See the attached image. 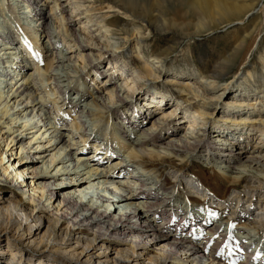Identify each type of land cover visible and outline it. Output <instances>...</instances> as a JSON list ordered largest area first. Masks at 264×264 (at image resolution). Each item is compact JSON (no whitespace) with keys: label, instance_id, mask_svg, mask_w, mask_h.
I'll return each mask as SVG.
<instances>
[{"label":"rangeland","instance_id":"1","mask_svg":"<svg viewBox=\"0 0 264 264\" xmlns=\"http://www.w3.org/2000/svg\"><path fill=\"white\" fill-rule=\"evenodd\" d=\"M59 1L64 5V12L59 10L61 7H55L54 0H41V5H44V11L50 16L48 23H52V28L57 34V41L74 45L77 44L75 42L76 38L83 46L92 50V54L95 55L94 61H84L80 67L78 66L80 71L82 70V82L84 85L83 83L79 84L81 81H78L79 83L76 84V87L82 90L86 84V89L88 88L90 91H97L98 89V93L95 92V95H102L107 99V103H116L115 94H119L123 100H126L124 103H128V106L123 105V103L121 104L122 106L116 104L118 106L115 112L117 119L115 120L128 119V117L130 119L132 116L127 113L131 112L135 116L137 112L138 116L135 117L147 122H144L141 126H138V123L133 124V130L138 131L137 135L152 128L155 125L154 123L158 124L164 116L163 112L170 109L174 110L176 115H174L173 119L175 121L172 119L173 122L171 120L169 124L170 128H173L172 130L176 129V133L166 134L160 145L161 143L164 146L168 143H173V141L176 142L182 139L189 141L192 138H196V141L203 140L202 143H206L210 146V149L204 150L205 148L201 149V146H199L195 151H192L193 156L190 157L192 162L183 167L187 172L178 171L182 167L178 158L167 162L168 164L163 163L160 169L164 177L171 181H175L178 178L180 183H182L181 179L184 177L183 189L187 188V186L184 187L185 177L186 179L190 178L187 174L190 172H198L199 174L201 172L207 178L205 182L209 184L208 190L202 189L201 191H206L207 193L204 194L207 197L212 195L215 197L212 196L213 201L209 200L208 204H213L214 206L215 203L217 207L224 209L222 213L231 220H234L233 216L236 213L240 211L247 213L246 210L250 211V214L255 217L252 218L247 213L253 221L262 219L264 217V208L262 209L260 204L254 203L259 200V195L257 194H260V190L249 191L247 186L260 185L263 189L264 177L259 175V172L258 174L248 172L239 181L238 190L235 187L230 188L229 182L231 183V180L227 181V178L222 176L219 171L218 166L222 165L223 162H216V160L212 159H217L213 157V152L225 150L227 146L233 152L239 146L241 147L242 160L237 165L252 163L247 161L248 158L264 157V87L257 89L252 83L244 79L247 72L253 70L258 73L256 76L261 78L262 75V78H264V67L259 59L262 52H264V0H256V5L251 11L238 9L241 12L234 13V17L227 18V13H225L220 19H216L212 23H210L209 19L212 11L215 8L223 7L222 3L224 1L231 3L233 6H243L249 5L250 0H206L201 3L195 0H84L82 5L77 4L74 0ZM107 4L120 6L125 10L123 12L125 14L133 13V19H122L124 18L123 15L116 13L110 16L120 15L122 18L116 19V17H113L108 24L101 23L104 13L96 9L100 5ZM28 5V3L20 0H0V50L4 51L2 53L3 56H0V91L3 89H6L5 92L9 91L15 81L21 84L25 79L30 78L31 75L38 77V70L44 67V65H41V61L38 62V57L35 56V53H40V51L33 47V42L35 41L31 40L39 37L37 30L43 27L45 20L40 16L33 18L31 14L33 9ZM58 11L62 13L60 14ZM62 14L63 16L66 15V22L64 23L69 25H65L66 28L70 29L67 34L65 33V26L61 22ZM201 17L208 18V22L205 25V29L197 31L196 26L200 22ZM149 24L152 28H148L147 25ZM108 25L116 32L108 33L105 30ZM136 25L142 26L144 32L150 34L149 38L144 41H138L137 39L127 41V37L121 29L133 30ZM12 38L20 39L22 42L16 45L9 43L10 40L13 42ZM6 44L11 48L6 49ZM36 44L37 46L39 45V49L42 51L40 55L43 54L44 59H49L53 53L55 54V51H51L50 39L43 37ZM66 52L70 53L71 51ZM152 55L161 56L165 60L163 66H158L156 62H153V58L150 57ZM68 58L73 63L77 62V65H79V61H83L82 56L76 52L68 54ZM18 64H23V67L27 66L29 68H19ZM10 69L12 71L18 70L21 73H19L18 77L13 78V76L9 75ZM123 73H125L124 78L121 77ZM199 73L205 75L203 80L200 78ZM20 78L22 79L20 80ZM40 82L44 85L43 79ZM45 82H47V85L44 88L42 85H39V87L36 85L35 88L38 87L39 96H44L48 100L49 94H51L49 101L56 97L57 103L55 105L54 103L51 104V102L48 103L50 104L49 110L53 118L48 115L47 112L49 111H47L46 107L44 111L36 109V111L32 112H22L18 125L12 123L14 132L13 129L7 131L5 126L0 125V198L4 201L13 197V192L17 193L15 191H18V198L28 196V193H23V190L30 193L38 191L36 192L38 195L41 192L40 188L33 190L32 185H29L32 182L31 178H33L32 170L29 166H26L29 170L27 171L26 169L24 175H17L19 161L27 160V158H23L25 155H30L28 158L36 161L42 167L48 164L50 166L49 171H53V173H57L59 168L61 170L63 167L62 164L58 165L56 161L52 162L55 155L56 157L61 155V153H57L58 151H53L51 147L56 142L52 138V133H50L52 129L47 130L49 126L46 128L43 122L36 127L26 125L28 124L27 122L41 120V118L48 116L51 118L50 120L54 127H60V130L66 129V142H70L72 145L77 143V146L86 151L84 153L85 158L104 156L102 152L105 147V144L102 143L103 140H101L102 142L93 141L88 137L87 140L83 141V138H81L82 134L76 130V132H72L74 130V120L71 116H76V121L80 122L77 117L82 118L80 116L82 114L79 111H75L73 107L68 106L67 101L61 98L60 93H54L53 87L49 85L51 80ZM182 86H186L188 90V95L184 96L187 100L186 102L178 97L179 88ZM5 92L3 93L4 95ZM70 94L75 95L76 92L73 91ZM162 98H170L172 100L168 109H161L162 105H164ZM86 99H92L90 94H88ZM15 100H20V97L13 98L12 103ZM251 100L254 101V105H239L242 102H250ZM140 101H144L145 107L149 102L156 105L152 108H145L141 104L143 106L141 107L143 109H141L138 107ZM4 103L1 104L0 108L4 107ZM21 106L19 108H23L25 104ZM44 113L47 115H44ZM224 116L229 120L226 122L228 126L224 123ZM242 119L257 120V127L248 126L240 121ZM157 124L153 126L154 130L157 129ZM23 125L26 126L24 127ZM85 126L86 124H84V128ZM222 128H227L228 136L220 135L218 131ZM205 129H209V133L205 132ZM83 130L85 129L82 127ZM190 133H193L192 137L189 136L191 135ZM16 136L18 138H14ZM11 138H14L15 141L10 142ZM51 139L54 141L50 145ZM22 141L24 142V149L21 145ZM99 143L104 145L103 148H99L101 146ZM239 143L241 145H238ZM67 150L69 152L71 148L67 147ZM105 150L110 153L115 151V149L113 151V148L111 151ZM187 153L188 150L183 151L179 154V157L188 159ZM80 156L79 153H74L72 158L76 162L70 159L67 166L73 168L78 165V160H81ZM116 160H121L118 155H115L111 160L106 159L107 163L105 162L104 165L99 167L100 171L108 172L111 170L113 166L111 162ZM260 162L262 165H259L257 169L264 174V160L260 158ZM171 165L175 168H172ZM223 165L227 166L228 163ZM7 166L10 167L5 173L3 170ZM222 169L227 175H242L241 172L231 173L225 168ZM132 171H136L135 167L132 168ZM79 177V175L75 177L74 175H60L57 178L55 177L52 183L54 185H71L74 182H79L81 180ZM122 178H124L123 180H129V178L127 179L123 176ZM209 179L214 181L208 182ZM95 180L94 184L96 186L91 189L90 195L87 196L86 193L81 195L87 196L84 198L86 203H98L101 206L102 203L98 199V192H103L108 197H111L112 194L106 188H98V185L104 180L99 178ZM119 180V178L116 179V182H113L114 184L109 183L110 187L113 188L112 190L116 189L120 195H127L129 193L127 187L129 186H126L127 183L117 182ZM130 180L132 179L130 178ZM131 183L134 184V182ZM36 185H33V187ZM187 189L193 190V188L189 187ZM195 192H197V189ZM176 193L178 191H175V195ZM197 193L199 194V192ZM243 195L246 197H243ZM46 197L44 195L41 199L40 209L43 208V204L51 208L52 213H42V215H45L46 220L49 221L50 218L53 220L54 216L52 217V214L56 213L55 209L59 206V202L57 200L53 201V199L47 200ZM77 197L79 199L80 194ZM236 202L240 204L239 207ZM124 205H117L116 215L123 213ZM137 206H139V203ZM234 207H237V210L233 209ZM33 209L36 210V207H33ZM259 216L263 217L258 218ZM164 220L160 221L165 222ZM262 221L264 220L262 219ZM196 229L198 230V228ZM169 233L175 234L176 231L171 230ZM30 237L23 243L15 232L0 231V253L2 251L9 252L8 254H1L0 258L2 257L4 261L10 262L12 251H15V253L21 251V258H16L13 264H75L69 261L72 257L71 248L66 247V245H61V247L51 246L46 241L43 244L44 246L41 247L39 245V237ZM245 241L246 239L241 240V244H245L249 240ZM249 244V247H251L252 241ZM258 247L261 246L258 245ZM116 249L118 247H115ZM242 261L243 257L240 258L238 263ZM95 264L98 263L96 262Z\"/></svg>","mask_w":264,"mask_h":264},{"label":"bare ground","instance_id":"2","mask_svg":"<svg viewBox=\"0 0 264 264\" xmlns=\"http://www.w3.org/2000/svg\"><path fill=\"white\" fill-rule=\"evenodd\" d=\"M20 1L28 3V6L32 7L33 11H31V14L33 18L40 16L45 20L43 27L38 28L37 30L39 37L37 39L32 38L33 40H31L35 41L33 42V47L41 53L42 51L36 43L43 37H46L47 39H50L51 51H55V54L53 53L49 59H44L43 54L40 55V53H35V51H33L36 54L35 56L39 59L38 62L41 61V65H44L43 68L38 70V77L40 78L38 79V77L31 75L30 78L27 80L25 79L21 84H18V81H15L14 84L11 85L9 91L7 90V92H5L6 89L0 91V106L5 102L4 107L0 108V125L5 126L7 131H10L14 128L12 123L18 125L17 123L20 115L23 114L22 112H32L36 111V109H38V111H44L46 107L47 111H49L46 112L52 117L51 111L49 110L50 104L48 103L51 102V104L54 103L55 105L57 103L56 97H53V100L49 101L51 94H49L50 96L48 100L44 96H39L40 94L37 91L39 90V85H42L44 88V86L47 85V82L45 81L51 80L49 85L53 87L54 93H60L61 98H64L63 100L67 101L68 106L73 107L75 111H79V113L82 114L80 115L82 118L77 117L80 122L76 121V116H71L74 120V130L72 132L78 131L82 134L81 138H83V141L87 140L88 137L93 141L103 140V142H101L105 144V147L103 148L104 145H102V143H99L101 146L97 145L99 148H103L102 152L104 156L85 158L84 153L86 151L77 146V143H73L72 145V143L70 144V142H66V129L60 130V127H54L50 117L45 116L46 118H41V120L27 122L28 124L26 125H33L34 127L43 122L46 128L49 126L47 130L52 129V132L50 133H52V138H54L56 142L54 145L52 144L51 147L53 151L61 153L58 157L55 155L52 162L56 161V163L58 162V165L62 164L63 167L61 170L59 168L57 173H53V171H49L50 166H48V164L42 167L38 165L36 161L32 159L30 160L28 158L30 155H25L23 157L25 159L27 158L26 161H19L17 175H24L26 169L27 171L29 170L26 166H29L32 170L31 174L33 175V178H31L32 182L29 185H32L33 190L40 188L41 192L38 195V193H36L38 191L30 193L29 191L26 192L23 190V193H28V196L18 198V191H15L17 193L15 194L13 192V197L7 200L5 199V201L0 198V231H9V233L15 232L23 243L28 240L29 236H31L30 238L37 236L39 237V245L41 247L44 246L43 244L45 241L51 246L61 247V245H66V247L71 248L72 252V257L69 261L74 262L75 264H95L96 262L98 264H259L260 261H258L257 257L252 258V253L255 250L253 251L251 249V252H248L250 249V242L241 244V240H250L254 246H261L259 248L262 249L261 253L264 255L263 216L258 217H263L259 221H253L252 218L255 217L250 214V211L246 210L252 218L243 211H240L239 213L235 212L236 214L233 216L234 220L225 217L222 213L224 212V209L219 208V206L217 207L215 203L214 206L213 204H208L209 200L213 201L212 196L214 197V195L207 197V195L204 194L207 193L204 190L209 189V184L205 182L207 181V178H205V175L201 172L199 174L198 172H190L187 175L190 176L189 179L191 180V184H194L189 185V188L196 190L194 180L199 179L205 187L201 193V196L203 197L202 201H199L197 198V196L200 195V193H197L199 192L198 189L196 193L193 190L187 189L188 187L182 189V183L184 180L181 179L182 183H180L176 177L177 179L175 181H171L161 173L160 166L163 163L173 161L175 158H178L182 165L178 171L182 173L187 172L183 167L184 165L186 167L192 162V159L190 158L193 156L192 151H195L199 146H201V149L205 148L204 150H208L210 149V146L206 143H202L203 140L196 141V138H192L189 141L183 139L176 142L173 141V143H168L164 146L161 143L160 145L161 140L166 134L176 133V129L172 130L173 128L171 129L169 124L173 118L170 121H167L174 115V110L171 109L163 112L164 116L158 124L154 123L155 125L153 126H156L157 124V129L154 130L152 126V128L147 129L145 132L143 131L140 135H137L136 133L138 131L133 130L132 128L133 124L135 125L138 123V126H141L145 122V120L135 117L138 116V114H136L137 112H134L135 116L132 115L131 112L127 113L129 116H132L130 119L129 117L126 119L121 115L125 119L115 120L117 119L115 117V112L118 106L116 104L121 105L123 103V105L128 106V103H124L126 100H123L119 94H115L116 103H107L105 97L102 95H95L98 93V89L97 91H90L88 88L86 89V84L85 88L82 90H79L76 87V84L80 81L79 84L83 83L82 70L80 71L78 66L80 67L84 61H94L95 55L92 54V50L83 46L76 38L75 42H77V44L74 45H71L70 43L66 44L61 41L58 42L56 39L57 34L52 28V23H48L50 16L44 11V5H41V0ZM54 1L55 7H61L59 10L64 12V5H62L59 0ZM74 1L80 5L84 2V0ZM195 1L201 3L206 0ZM222 5L223 7L215 8L212 11L211 16L209 17L210 23L216 19H220L225 13H227V18L234 17V13L241 12L238 11V9L251 11L256 5V0H250L249 5L243 6H233L227 1H224ZM96 10L104 13L103 21H101V23L104 24H108L113 17H116V19L122 18V16H120L121 14L124 17L122 19H133V13H126V15L123 13L125 10L118 5H100ZM59 13L61 14L62 12ZM116 13L120 15L110 16L111 14L113 15ZM63 14L61 16V22H63V25L65 26L66 24L64 22H66V15L63 16ZM207 22L208 18L201 17L200 22L196 26L197 31L205 29ZM66 26L65 33L67 34L70 29L66 28ZM147 26L148 28H152L150 24ZM105 30L108 33L116 32L115 30L113 31L109 25ZM121 31L126 35L127 41L130 39L144 41L150 36V34L144 32L142 26L137 25L133 30L122 28ZM12 41L13 42L10 40L9 43L14 45L22 42L20 39L18 40L15 38H12ZM243 41L245 40L243 39ZM8 45L6 49L11 48ZM66 51H71L70 53L76 52L82 56L83 61H79V65H77V62L73 63L71 59L68 58V54L70 53H67ZM150 57L153 58V62H156L158 66H163L165 60L161 56L152 55ZM259 59L264 67V52H262ZM17 66L20 68L24 65L18 64ZM23 68L29 67L25 66ZM10 70L12 73L14 72L13 75H11L12 73H9L13 78L18 77L19 73H21L18 70ZM124 74L125 73H123L121 77L124 78ZM257 74L258 73L253 70L247 72L245 77H243L245 81L252 83L257 89H261L264 87V78H262V75L261 78L256 76ZM199 76L202 80L205 78L203 73H199ZM21 79L22 78H20V80ZM41 79H43L44 85L41 84ZM8 85L10 86V84ZM36 85H38L37 88H35ZM73 91L76 92L75 95L70 94ZM4 92L5 95L3 94ZM10 93H12L11 96ZM88 94H90L92 98L91 100L86 99ZM186 95H188L186 86L180 87L178 97L186 102L187 100L184 97ZM18 97H20V100H15L12 103V99ZM156 98L158 99V97ZM162 100L164 105H162L161 109H168L172 100H170V98H162ZM143 103L144 101H140L138 107H143L141 104L145 107V104ZM23 104H25V106L19 108ZM254 104V101L251 100L250 102H242V104L239 105L244 106ZM114 106L116 107L114 108ZM44 115L47 114L44 113ZM162 120L167 122H163L162 124ZM223 120L228 126V123L226 122L229 120L225 116L223 117ZM240 121L246 123L248 126L250 125L252 128L257 127V120L242 119ZM84 124H86L85 128ZM26 125L23 126L25 127ZM82 127L85 130L82 131ZM227 128L219 129L218 132L220 135L228 136L229 133ZM205 132L209 133V129H205ZM190 134L191 135L189 136L192 137L193 133ZM14 138H18V136ZM14 138H11L10 142L15 141ZM52 141L54 140H50V145ZM21 145L24 149L25 146L23 141ZM238 145L241 144L239 143ZM158 146L160 147L158 148ZM58 147H60V149H58ZM67 147L69 149L71 148L69 152ZM112 148L113 151L115 149L112 153L105 150L107 149L111 151ZM220 149L222 148L220 147ZM240 149L241 147L239 146V148H236L235 152H233L228 149L227 146L225 150L213 152V157H216L217 159H212L214 161L216 160V162H223V164L228 163L227 166H224L223 164L219 165V171L222 176L227 178H225L227 181L231 180V183L229 182L230 185L228 184L230 188L235 187L237 190L239 189V181L248 172H254L256 174L259 172V175L264 177L262 171L257 169L259 165H262L260 158L264 160V157L257 156L255 159L248 158L247 161H251L252 163L245 165L242 163L237 165L242 160V152ZM187 150L188 153L186 156L188 159L179 157L180 153ZM74 153H79L81 155L79 157L81 160H78V165H75L72 168L71 166H67V163L70 159L76 162L75 159L72 158ZM64 154L65 156H63ZM11 155H13V153H11ZM115 155H118L121 160L111 162V165L113 166L108 172H101L99 167L105 164L106 159L111 160ZM232 163L234 164L232 165ZM171 166L172 168H175L173 165ZM9 167L10 166L4 167L3 171L6 173L9 170ZM134 167L136 171H132V168ZM222 168H225V170H228L231 173L241 172L242 175H227ZM202 171L204 172V170ZM60 175H74V177L79 175L81 180L79 182H74L71 185L55 184V186L52 183L53 179ZM122 176L127 179L129 178V180H123L124 178H122ZM98 178L104 180V182L98 185V188H106L112 194L111 197H108L103 194V192H98V199L102 203L101 206L98 203L88 204L84 199L90 195L91 189L95 188V179ZM118 178L120 180L117 182L127 183L126 186H129L127 187L129 189L127 195H120L117 193L116 189L112 190L113 188L110 187L109 183L116 182V179ZM130 178L133 181L130 180ZM213 181L214 180L209 179L208 182ZM131 182H134V184ZM33 185H36V188L33 187ZM185 186L186 185H184V187ZM199 187L203 188L201 186ZM247 188L249 191L260 190V194L256 193L259 195V200L254 203L258 205L260 204V207L262 206L263 209L264 188L262 189L260 185H251L247 186ZM175 191H178L176 195ZM83 193H86L87 196L81 195ZM79 194L80 198L78 199L77 196H79ZM44 195L47 196V200L53 199V201L57 200V202H59V206L55 209L56 213H54V215L52 214V217L54 216L53 220L50 218L49 221H47L45 215H42V213H52L51 208L46 207L44 204L43 208L40 209L42 204L41 199ZM244 196L245 195H243V197ZM138 203L139 206H137ZM236 204L239 207L240 204L237 202ZM117 205H124L122 209L123 213L120 215H116ZM33 207H36V210H34ZM233 209L237 210V207H234ZM211 213H214V215H211ZM162 219H165V222H161L160 220ZM232 224H235L234 228L231 227ZM199 225L203 226V228L200 227L201 229L198 228L197 230L195 227ZM44 229L45 232L43 233ZM171 230H175L176 233H169ZM9 245L8 247L10 248ZM115 247H118V249L115 250ZM5 253L8 254L9 252L2 251L0 256ZM21 253V251L16 253L15 251H12L10 262L4 261V258L1 257L0 264H13L16 258H21ZM241 257H243V261L238 263ZM261 263L264 264V260Z\"/></svg>","mask_w":264,"mask_h":264},{"label":"snow or ice","instance_id":"3","mask_svg":"<svg viewBox=\"0 0 264 264\" xmlns=\"http://www.w3.org/2000/svg\"><path fill=\"white\" fill-rule=\"evenodd\" d=\"M211 215H214V213H211ZM231 227H233V228H234V227H235V224H232V225H231Z\"/></svg>","mask_w":264,"mask_h":264}]
</instances>
